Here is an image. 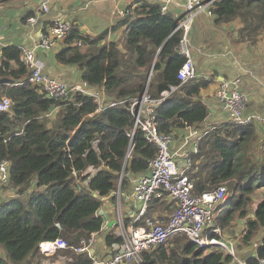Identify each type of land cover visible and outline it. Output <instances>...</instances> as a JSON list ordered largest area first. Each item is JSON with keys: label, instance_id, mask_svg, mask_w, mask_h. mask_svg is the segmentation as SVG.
<instances>
[{"label": "trees", "instance_id": "1", "mask_svg": "<svg viewBox=\"0 0 264 264\" xmlns=\"http://www.w3.org/2000/svg\"><path fill=\"white\" fill-rule=\"evenodd\" d=\"M6 0H0V4ZM131 7V6H130ZM129 7V8H130ZM128 8V9H129ZM215 23L240 22L239 42L255 43L264 37V0H217L209 6ZM122 19L97 36H84L72 27L55 54L59 65L76 68L81 82L100 93L103 102H115L97 112L99 105L90 95L74 93L49 99L28 83V71L20 49L4 47L0 55V96L12 102L11 115L0 112V161H7L8 181L1 186L12 196L0 201V264H41L39 251L44 242L64 241L65 249L55 257L65 264H94L86 252H78L99 234L104 221L98 211L102 199L125 188L131 177L147 171L156 147L133 128L129 105L143 94L152 100L177 86L165 100L150 108L158 132L173 134L184 127H198L208 109L199 93L210 80L195 78L181 84L177 72L185 62L179 53L182 32L178 21L159 4L141 1ZM121 35L109 37L120 29ZM216 152L218 159L197 174L194 194L223 185L226 197L216 209L212 228L226 232L243 222L238 248H247L259 237L253 255L244 264L264 258V139L256 124L226 121L204 130L194 158ZM129 152V154H128ZM128 154V157H127ZM209 169L202 176V169ZM174 206L163 194L154 197L147 216L168 214ZM112 229V230H111ZM105 246L121 242L111 228ZM210 236L217 237L212 234ZM221 251L193 244L176 234L164 244L142 255L140 264H230Z\"/></svg>", "mask_w": 264, "mask_h": 264}, {"label": "built area", "instance_id": "2", "mask_svg": "<svg viewBox=\"0 0 264 264\" xmlns=\"http://www.w3.org/2000/svg\"><path fill=\"white\" fill-rule=\"evenodd\" d=\"M171 1L155 0V4H159L161 12L166 13ZM180 1L183 6V15L177 19L178 24L175 31L182 32L179 53L185 58V62L178 70L176 77L183 84L197 77L189 41V32L194 17L204 10L205 6L209 9V6L217 0H208L207 3H204V0ZM47 12L48 6L44 2L40 5L36 15ZM36 15L30 17L28 22L34 23ZM71 29L70 22L63 19L55 20L45 33L40 34L39 41L32 48L20 49V59L29 74L28 83L37 86L49 99L65 98L74 93L90 95L99 105L97 112L107 106H114L115 102H103L100 93L83 82L69 85L60 79L46 75L43 64L36 58L37 51L50 49L54 43L62 42ZM1 48L0 42V55ZM176 89L177 86L170 87L168 91L161 93L159 100H152L143 94L140 98L131 101L129 105L128 109L134 120V130L139 129L143 133L145 141L156 147V156L149 162L147 171L135 179L130 192L132 205L125 213L118 208L123 199L122 194L116 195L118 209L111 226L121 242L112 244L110 247L105 246L102 252L104 254L100 257L101 255L95 254L94 250L89 249L91 241L97 235L93 234L89 244L77 250L86 252L93 259L94 264H140L144 253L153 251L176 234L185 235L188 240L199 247L218 249L224 255L231 257L230 264H240L237 260L236 244L231 239L224 238L220 229L211 227L216 209L225 200V187L221 185L196 195L193 182L186 176L187 170L179 172L177 168L179 158L190 163L192 156L198 154L200 142L198 131L185 127L187 133L183 134L181 147L188 146V150L172 151L174 134L158 132L155 118L148 114L152 106L165 100ZM214 97L226 112L229 122L240 125L264 123V106L260 116L244 113L248 100L241 90L240 76L220 81L215 89ZM0 112L11 115L12 102L7 97L0 96ZM8 168L7 161H0V184L2 185H6L8 181ZM159 194H163L165 200L174 206V210L164 222L153 220L147 216L150 201ZM212 234L217 237L210 236ZM66 247L64 241L56 240L41 243L39 251L45 256H51L57 250ZM257 264H264V258L258 259Z\"/></svg>", "mask_w": 264, "mask_h": 264}, {"label": "crops", "instance_id": "3", "mask_svg": "<svg viewBox=\"0 0 264 264\" xmlns=\"http://www.w3.org/2000/svg\"><path fill=\"white\" fill-rule=\"evenodd\" d=\"M141 1L156 3L155 0H6L0 4V42L2 48L14 46L19 49H30L39 41L40 34L45 33L49 25L58 19L70 22L72 27L77 28L84 36H97L125 17L126 12ZM44 2L48 6V12L36 15ZM207 2L208 0H204V3ZM168 12L174 18H180L183 15L182 2L172 0L168 5ZM208 12L205 6V9L194 17L189 32L190 51L197 73L196 78L211 81L198 96L208 109V116L198 127H190L198 131L199 136L202 131L228 121L226 112L214 97L215 89L222 80L240 76L241 90L248 100L244 110L246 115L260 116L264 106V39L259 38L255 43L239 42L237 31L240 28V22L238 20L218 24L215 23V17ZM35 15L36 21L29 23L28 19ZM123 30V28L120 29L109 39H117ZM61 48L62 42H56L50 49L37 51L36 58L43 64L46 75L60 79L69 85L80 83V74L76 68L56 63L54 57ZM256 128L260 138L264 139V123L256 124ZM184 133H187L185 127L173 131L175 139L171 145L172 151L188 150V146L181 147ZM192 158L190 163L179 158L178 171L184 172L192 168L193 173L197 174L201 167H207L208 164L216 161L218 156L216 152L208 151L200 159L192 160ZM208 171V168L202 169L201 175L205 176ZM137 176L139 175L132 176L128 185L123 188L124 192H121L124 206L118 208L124 213L132 205L130 192ZM6 194L8 197L13 195L12 192L4 193L1 195L2 198H5ZM113 195L102 199V207L98 211L99 216L103 218L104 226L108 229L113 228L109 224L113 222L112 219L115 218L118 209L116 195ZM242 225L243 222L237 220L224 232L235 244L242 233ZM263 234L262 230L260 235ZM95 246L90 249L97 251L98 248L94 249ZM94 253L98 254L95 251Z\"/></svg>", "mask_w": 264, "mask_h": 264}, {"label": "rangeland", "instance_id": "4", "mask_svg": "<svg viewBox=\"0 0 264 264\" xmlns=\"http://www.w3.org/2000/svg\"><path fill=\"white\" fill-rule=\"evenodd\" d=\"M260 38H263L264 39V37H260ZM6 189H4L2 186H0V200L1 199H3L2 198V194H4V193H8L9 191H5ZM120 190V192H124V191H122L123 190V187H118L117 189H116V191L118 192ZM117 192L116 193H114V196L115 195H117ZM10 194V193H9ZM8 194V195H9ZM8 196H7V194H6V196H5V198H7ZM4 198V199H5ZM124 206V203L122 202V201H120V206L119 207H123ZM172 213V211L170 212V213H168V214H163V215H160L159 217H161V218H157V214H155V215H153V216H151L150 218L151 219H154V220H167L168 219V217H169V215ZM114 219L115 218H113L112 219V221H114ZM239 221V220H238ZM110 229H108V228H106L105 226H104V230L102 229V231L99 233V234H97L96 236H95V239L93 240V241H91V245H90V247H93L94 245H96L95 247H94V249H97V251L96 250H94L96 253H98L99 255H101L100 257H102L103 256V254H102V252H103V247H105V242H104V237H105V234L109 231ZM112 230V229H111ZM113 231H114V234L117 236V234L115 233V230L113 229ZM223 235H224V238H229V236H228V234H226V233H223ZM118 237V236H117ZM240 237H241V234L238 236V239H237V242H236V248H237V252H238V257H237V260L240 262V264H244L243 263V260H245V258L247 257V256H249V254L250 255H253V253L252 252H254L255 251V248H256V245L259 243V237L258 238H256L254 241H253V244L250 246V247H245V248H238V244H239V242H240ZM235 243V242H234ZM82 246L84 247V246H87V242H84V243H82ZM90 247H89V249H90ZM43 255V254H42ZM0 256L2 257V258H4L5 260H7V255H6V253L2 250V249H0ZM43 256H45V255H43ZM46 258L41 262V264H55V262H59V264H65V258L64 257H61V256H58V257H55L54 255L53 256H45ZM234 263H236V261H234Z\"/></svg>", "mask_w": 264, "mask_h": 264}, {"label": "water", "instance_id": "5", "mask_svg": "<svg viewBox=\"0 0 264 264\" xmlns=\"http://www.w3.org/2000/svg\"><path fill=\"white\" fill-rule=\"evenodd\" d=\"M9 83H10L9 80H7V79H0V85H2V84H9ZM238 222H240V221H238ZM111 224L112 223H110L109 226H111Z\"/></svg>", "mask_w": 264, "mask_h": 264}, {"label": "bare ground", "instance_id": "6", "mask_svg": "<svg viewBox=\"0 0 264 264\" xmlns=\"http://www.w3.org/2000/svg\"><path fill=\"white\" fill-rule=\"evenodd\" d=\"M116 192H117V191H116ZM116 192H115V193H116ZM117 194L121 195V192H117Z\"/></svg>", "mask_w": 264, "mask_h": 264}]
</instances>
